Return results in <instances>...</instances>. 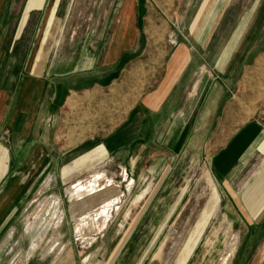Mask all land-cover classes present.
<instances>
[{"label": "rangeland", "instance_id": "rangeland-1", "mask_svg": "<svg viewBox=\"0 0 264 264\" xmlns=\"http://www.w3.org/2000/svg\"><path fill=\"white\" fill-rule=\"evenodd\" d=\"M126 1L59 0L57 27L48 20L39 40L30 42L27 28L9 53L10 42H0V93L8 95L0 108L7 157L0 196L20 199L7 202L17 205L0 217V264H264L259 235L247 233L243 218L223 215L226 203L206 154L192 146L179 159L182 168L171 171L179 155L162 144L214 83L222 89L215 117L226 116L228 101L235 112L242 109V57L247 64L264 50V0H131L127 14ZM117 33L131 40L120 41L123 48L104 64ZM47 34L55 36L45 41ZM179 45L191 62L160 112L144 113L143 143L153 136L159 153L136 161L109 149ZM34 60L43 64L37 87L24 83ZM247 103L253 114L262 91ZM171 139L167 147L177 140ZM263 163L258 157L249 170ZM244 172L234 180L237 189L246 188ZM231 233L238 237L234 254Z\"/></svg>", "mask_w": 264, "mask_h": 264}, {"label": "crops", "instance_id": "crops-1", "mask_svg": "<svg viewBox=\"0 0 264 264\" xmlns=\"http://www.w3.org/2000/svg\"><path fill=\"white\" fill-rule=\"evenodd\" d=\"M130 3L131 0H127L125 3L126 14L128 13L127 9L133 7ZM58 4L59 0H0V9L3 11L0 20V42H10L8 53L16 43L25 40L23 35L26 34L27 28H32L30 42H33L37 41V39L39 40V32L48 20H50L49 27H57V22L52 16L55 15ZM127 18H129L128 15ZM124 24L121 22L122 28H124ZM10 26L12 27V33L9 30ZM119 31L121 32V29ZM262 32H264V23H262ZM54 36L55 34H47L45 41L53 39ZM58 36L59 33L56 34L57 38ZM129 38L124 33L123 35L121 33L115 35L111 45V53L104 54V64L107 63L108 58L116 57L118 49L123 48L119 43L128 42V40H131ZM1 52L0 56L2 58L5 53L2 54ZM242 58L241 78L243 92H240L242 100H239L238 103V106L242 107V109L235 112V101L234 103L228 101L226 103V116H222V118L215 117L214 114L215 112L217 113L219 101L216 97L222 89L218 84L214 83L206 90L202 102L194 107L196 109L193 108V110L186 112L185 114L188 116L180 117V121L183 119L184 122H180L178 131L175 128L174 132L170 131L168 134L164 133L163 135L167 140L168 137L169 139L175 137L177 140L169 145L171 147L168 146L169 149L166 145L167 140L162 144H164L163 148L168 153L179 155L176 156L178 161L169 166L171 171L182 168L183 164L181 161L179 162V159H181V155L188 153L189 148L192 146L196 148L195 153L206 154L205 157H208L209 161V171L214 180L218 181L217 185L221 187L222 200L226 203L223 215L227 218H243L248 226L247 233L259 235L257 240L259 243L258 249L262 250L264 246V240H262V235H264V163L259 169L249 170V168L258 157H262L264 162V50L257 52L252 58L249 57L247 64L244 61L246 57L243 56ZM190 62L191 54L183 45H179L170 53L164 62V74L157 86L150 92L143 94L135 103L132 109L136 108V112L132 111L131 117L123 120L120 124L121 126L118 129L116 128L114 135L106 144L109 149L117 153L131 154L136 161L139 158L141 159L144 154L159 153L154 150L153 136L151 140L147 139V142L143 143L144 113L158 114L160 112L182 70ZM1 67L2 65L0 64V71ZM31 67L28 72L34 73L33 76H30V78L34 77V79L28 78L24 80V83L30 82L29 85L36 86L39 84V74L43 73V64L39 65L34 60ZM8 68L7 65L6 68L3 67V73L6 75L12 72V69ZM3 83L5 87H8L4 78ZM9 83L13 84V81L9 80ZM41 83L43 84V82ZM29 87L32 88L31 86ZM256 90L262 91V105L251 114L247 102L251 100L252 96H255ZM7 98L8 95L4 94V92L0 93V108L4 105ZM204 100H207V102L204 103ZM37 110L38 105L36 104L35 113ZM31 122L24 127L25 132L22 136L25 138L31 135ZM183 127H185L184 130ZM154 137H156V133ZM149 141H152V143ZM191 151L189 150V152ZM6 158V151L0 148V171L5 168ZM157 166L163 168L162 165ZM243 171H245L243 178L248 173V182L242 183L243 188L245 186L246 188L237 189L234 180ZM2 180L0 179V182ZM214 193L218 203V196L215 191ZM15 200L18 201L20 199H12L9 193L3 198L2 195L0 196V217L10 216L13 208L17 205H13L16 202ZM13 201L15 202L7 208V202Z\"/></svg>", "mask_w": 264, "mask_h": 264}, {"label": "bare ground", "instance_id": "bare-ground-1", "mask_svg": "<svg viewBox=\"0 0 264 264\" xmlns=\"http://www.w3.org/2000/svg\"><path fill=\"white\" fill-rule=\"evenodd\" d=\"M229 238H230L229 254H234V252L236 251V248H237V243H238V241H237L238 240L237 233H231L230 236H229ZM31 251H32V249H31Z\"/></svg>", "mask_w": 264, "mask_h": 264}]
</instances>
